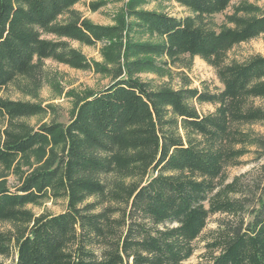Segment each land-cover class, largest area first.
I'll return each mask as SVG.
<instances>
[{"label": "trees", "instance_id": "16d2710c", "mask_svg": "<svg viewBox=\"0 0 264 264\" xmlns=\"http://www.w3.org/2000/svg\"><path fill=\"white\" fill-rule=\"evenodd\" d=\"M82 1L0 0V264H185L200 239L204 264H264V167L249 179L227 175L249 155L264 158V137L251 130L264 123V56L229 59L264 38V11L248 6L216 32L207 19L232 0H128L104 26L74 10ZM152 1L193 16L148 10ZM70 42L105 43L104 63ZM185 54L212 67L221 88H153L136 77ZM47 60L111 83L77 96L67 124L34 127L25 120L53 110L38 102ZM9 87L35 102L4 98ZM49 201L65 211L28 208Z\"/></svg>", "mask_w": 264, "mask_h": 264}, {"label": "rangeland", "instance_id": "374dc122", "mask_svg": "<svg viewBox=\"0 0 264 264\" xmlns=\"http://www.w3.org/2000/svg\"><path fill=\"white\" fill-rule=\"evenodd\" d=\"M92 2L103 3L104 5L98 11L93 12L89 7ZM127 2L128 0H84L77 4L74 10L80 12L84 18L91 20L94 24L110 26L116 24V18L121 14ZM248 6L258 7L264 11V0H232L226 10L209 17L207 20L216 32H221L223 29L233 26L229 22L231 16L235 14L244 15L242 10ZM146 8L165 12L177 19L193 16L191 11L174 1H152ZM142 39L150 40L151 38L145 35ZM70 43L72 47L83 53L89 60L101 64L104 63L103 49L105 43H99L93 47L85 46L78 42ZM257 54L264 56L263 37L235 47L229 53V59L244 61ZM157 62L163 70L162 73L142 72L136 77L149 83L153 88L166 86L172 89H180L186 80L191 83L193 88H198L199 90L208 89L214 92L216 89L221 88L215 70L199 57L185 54L175 63L168 62L165 64L167 62L166 59H158ZM45 73L46 80L40 90L38 102L43 106L52 107L54 111L51 109L46 116L25 120L34 127L52 121L67 124L77 96H82L88 92H98L111 83V77L108 75L98 74L94 71L72 69L53 60L45 61ZM2 96L10 100L35 102L12 87L5 89L2 92ZM195 105L201 114H208L214 111V107L209 104L195 103ZM3 127L4 122L0 120V129ZM251 130L264 137V123L252 126ZM255 158L254 155H249L242 159L243 164L241 166L229 168L227 170L229 182L238 176H244L247 179L256 177L260 173L261 167H264V158L261 160H256ZM24 169L26 170V168ZM6 182L9 188L15 187L18 183L15 173L10 172ZM28 208L37 216L43 213L58 215L65 211L66 204L63 201H49L44 202L41 206H29ZM218 218H220V215L209 219L205 234L217 227L216 221ZM0 227L6 228L7 226ZM204 245L203 239L195 242L196 252L185 264H204V259L201 257L204 253ZM0 261H3V259L0 258ZM5 263L9 264L10 261L5 260Z\"/></svg>", "mask_w": 264, "mask_h": 264}]
</instances>
